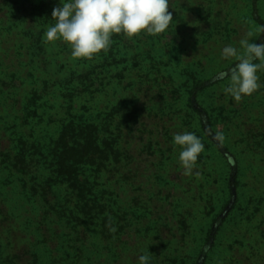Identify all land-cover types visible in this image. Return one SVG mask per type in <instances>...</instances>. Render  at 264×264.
I'll list each match as a JSON object with an SVG mask.
<instances>
[{
  "label": "rangeland",
  "instance_id": "374dc122",
  "mask_svg": "<svg viewBox=\"0 0 264 264\" xmlns=\"http://www.w3.org/2000/svg\"><path fill=\"white\" fill-rule=\"evenodd\" d=\"M29 2L41 0H0V204L14 222L4 252L26 264H137L141 254L151 264H264V70L261 87L237 102L224 93L222 75L236 61L221 57L249 31L253 43H264V0H170L168 31L114 35L92 59H74L65 42L48 41L55 23L38 28L43 50L32 47L38 30L21 14ZM87 72L94 81L87 91L77 82L66 95L55 88L60 78ZM130 105L137 113L127 121ZM116 107L124 108L123 117L107 131L127 121L122 141L133 158L98 191L109 192L110 205L117 200L125 230L111 212L102 227L99 211L88 217L87 208L77 207L70 183L53 180L50 154L63 125L82 120L98 127ZM183 131L205 145L191 176L183 175L173 145ZM21 135L44 145L49 156L33 172L43 183L52 179L51 206L79 213L78 228L1 168ZM222 221L213 241L210 232Z\"/></svg>",
  "mask_w": 264,
  "mask_h": 264
},
{
  "label": "trees",
  "instance_id": "16d2710c",
  "mask_svg": "<svg viewBox=\"0 0 264 264\" xmlns=\"http://www.w3.org/2000/svg\"><path fill=\"white\" fill-rule=\"evenodd\" d=\"M58 4L59 0H41L40 3L29 2L28 5L24 6L23 12H21L22 18L26 20L29 29L36 31L42 26L55 23V20L52 19V11ZM43 34V31L38 30L37 34L34 35L35 37H32V40H34L31 41L32 47H35L38 51L40 49L43 50L42 46H40L43 41ZM60 80L56 83L55 88L58 89L59 94L62 93L63 95L72 91L76 82L79 88L84 91L92 88L94 83L93 77H91L89 72L78 75L72 74L67 79L62 81V78H60ZM101 86L104 87L105 85L101 83L100 88H102ZM122 110H124L122 107L113 108L110 115H107L103 120L106 124L102 123V121L98 127L92 122L83 124L82 120H79L80 123H74V121L68 125H63L61 135L55 142V147L50 154L54 157L52 165L53 180L70 183L69 191L77 207L80 209L79 204H81L84 208H87L88 217H91L93 212L99 211V221L103 222L101 224L102 227L105 226L107 220L103 216L111 212L115 217V223L119 225L122 221L124 223L123 230H125L127 228V217L117 209V200L114 201L113 205H110L109 192L98 191L99 187L107 184L109 179L115 180L117 176H120V169L125 168L133 158L122 141V135L126 122L137 113L135 106L130 105L127 108L125 116L127 121L117 124L113 132L109 133L107 131L108 123H112L117 116H122ZM28 116V121L34 117L33 115ZM100 127L105 131V133L101 131L105 137L103 141H100L98 135ZM29 136L21 135L18 137L14 143V151L4 154L1 168L8 173L9 177L24 182L31 197L42 199L49 205V210L54 211L56 215H62L72 227L74 224L75 228H78L80 223L84 221L78 216L79 213L68 215L63 209L51 206L49 186L53 182L52 179H47L46 183H43L44 181H41L33 172V169L43 164L49 155L43 152L44 145L41 141L33 140ZM107 173L109 176L106 175ZM10 218L3 205L0 204V231H3L0 234V264H26L27 262L22 260L19 254L4 252L5 248H7L6 241L11 234L10 230L14 229L12 227L14 222L11 220L12 223H10ZM216 221L215 223H217ZM223 225L224 221L216 225V231L210 232V235L212 234L214 238L213 241ZM5 232H8L7 237ZM45 237V235L42 236V244L46 240ZM213 247L203 250V255L210 253ZM37 262L35 260V262L33 261L30 264H38ZM202 264H205V261Z\"/></svg>",
  "mask_w": 264,
  "mask_h": 264
},
{
  "label": "clouds",
  "instance_id": "9594fccd",
  "mask_svg": "<svg viewBox=\"0 0 264 264\" xmlns=\"http://www.w3.org/2000/svg\"><path fill=\"white\" fill-rule=\"evenodd\" d=\"M170 7V0H59L52 11L55 24L45 35L48 41L59 39L69 45L72 58L92 59L111 47L114 35L131 39L165 33L174 22ZM254 39L249 31L238 46H225L221 52L223 60L236 61L222 75L228 80L224 93L237 102L261 87L258 73L264 70V43H253ZM217 140L223 135L218 134ZM173 145L179 147L183 175H193L204 143L195 133L183 131L173 136ZM137 264H151L150 256L141 254Z\"/></svg>",
  "mask_w": 264,
  "mask_h": 264
}]
</instances>
